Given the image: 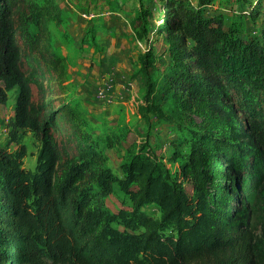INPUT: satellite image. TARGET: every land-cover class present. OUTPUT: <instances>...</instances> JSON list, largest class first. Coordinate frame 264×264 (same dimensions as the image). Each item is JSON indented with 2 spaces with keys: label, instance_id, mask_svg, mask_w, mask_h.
I'll use <instances>...</instances> for the list:
<instances>
[{
  "label": "trees",
  "instance_id": "trees-1",
  "mask_svg": "<svg viewBox=\"0 0 264 264\" xmlns=\"http://www.w3.org/2000/svg\"><path fill=\"white\" fill-rule=\"evenodd\" d=\"M164 8L156 25L168 62L151 82L153 48L140 56L145 99L182 131L180 173L193 192L137 157L123 180L137 186L132 209L108 217L111 174L67 102H52L57 63L38 15L25 0H0V103L16 85L13 124L41 145L34 171L0 145V264H131L134 251L149 264H264V8L251 4L262 22L245 35L199 6ZM152 202L160 217L143 211Z\"/></svg>",
  "mask_w": 264,
  "mask_h": 264
},
{
  "label": "rangeland",
  "instance_id": "rangeland-1",
  "mask_svg": "<svg viewBox=\"0 0 264 264\" xmlns=\"http://www.w3.org/2000/svg\"><path fill=\"white\" fill-rule=\"evenodd\" d=\"M170 1L199 6L206 15L220 14L225 25L240 22L243 34L262 22L250 9L253 2L264 8V0H211L208 7L199 5V0H25L37 13L39 32L47 37L49 51L56 58L52 102L55 106L67 102L111 174L110 187L101 197L108 217L132 209L131 191L137 186L130 183L126 190L123 180L137 157L154 162L159 168L155 175L176 179L188 196L193 192L180 173L188 144L175 123L162 111H154L145 99L147 86L140 61L151 46L156 58L149 79L155 82L158 69L168 62L166 54H161L167 37L156 23ZM30 28L36 29L34 25ZM102 86L107 91L99 95ZM17 90L16 85L8 87L7 100L0 103V145L20 166L34 171L41 145L32 130L13 124ZM162 108L169 113L171 105L164 103ZM142 209L161 216L154 202ZM110 223L123 229L114 219ZM130 260L131 264H149L140 251L132 252ZM4 264L11 263L5 260Z\"/></svg>",
  "mask_w": 264,
  "mask_h": 264
},
{
  "label": "built area",
  "instance_id": "built-area-1",
  "mask_svg": "<svg viewBox=\"0 0 264 264\" xmlns=\"http://www.w3.org/2000/svg\"><path fill=\"white\" fill-rule=\"evenodd\" d=\"M107 91L105 86H102V88L98 91L99 95H104V93Z\"/></svg>",
  "mask_w": 264,
  "mask_h": 264
}]
</instances>
